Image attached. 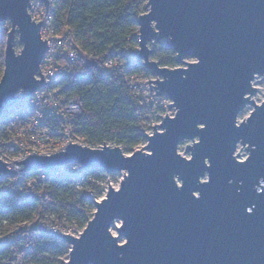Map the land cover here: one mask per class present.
I'll return each instance as SVG.
<instances>
[{
  "label": "water",
  "instance_id": "obj_1",
  "mask_svg": "<svg viewBox=\"0 0 264 264\" xmlns=\"http://www.w3.org/2000/svg\"><path fill=\"white\" fill-rule=\"evenodd\" d=\"M30 1L0 0V27L10 25L0 117L45 84L39 68L48 47L41 22L28 13ZM38 1L46 13L49 0ZM146 6L136 20L133 55L157 77L147 82L150 94L168 97L174 115L152 126L153 135L142 134L146 143L130 155L116 146L68 142L64 151L14 163L28 172L78 164L124 173L117 189L108 184L105 197L93 201L77 238L48 233L69 247L64 264H264V101L251 100L255 77L264 79V0H147ZM164 40L180 67L151 60L150 46ZM247 105L253 110L238 123ZM194 139L185 147L190 157H182L179 144ZM238 144L248 152L243 161L235 155ZM6 165L0 161L2 174L17 172Z\"/></svg>",
  "mask_w": 264,
  "mask_h": 264
},
{
  "label": "trees",
  "instance_id": "obj_2",
  "mask_svg": "<svg viewBox=\"0 0 264 264\" xmlns=\"http://www.w3.org/2000/svg\"><path fill=\"white\" fill-rule=\"evenodd\" d=\"M51 2L55 31L60 34L69 32L81 54L80 60L59 77L58 90L62 98L80 106L82 116L78 126L86 146L97 148L112 145L119 147L124 155L131 154L145 143L139 128L147 109L129 96L120 79L102 74L98 66L110 53L125 58L124 53L137 48L136 20L146 11L147 0ZM8 29L0 27V78ZM14 47L19 46L15 44ZM151 50V60L160 67L174 69L181 66L175 61L173 50L164 44L154 43ZM90 63H95L96 67ZM125 69L128 76H152L151 72H145L141 62H131L129 57L126 58ZM6 120L7 114L4 113L0 117V124ZM105 174L100 169L87 171L78 180L77 190L76 178H54L43 187L40 201H28L0 192V264L15 261L64 264L68 259L69 247L38 226L50 221L49 218L60 222L65 215L67 221L83 230L92 218L95 210L93 201L101 191L97 183ZM26 222L33 223L35 227L21 228Z\"/></svg>",
  "mask_w": 264,
  "mask_h": 264
},
{
  "label": "built area",
  "instance_id": "obj_3",
  "mask_svg": "<svg viewBox=\"0 0 264 264\" xmlns=\"http://www.w3.org/2000/svg\"><path fill=\"white\" fill-rule=\"evenodd\" d=\"M29 5L30 18L36 23L41 22L40 38L42 41H46L48 47L39 68L45 84L26 99L14 102L5 111L7 120L0 124V161L8 164L6 165L8 170L17 172L13 175L0 172V192L28 201H40L43 187L48 181L60 176L73 177L77 180L75 186V190H77L79 189L78 180L83 178L87 171L78 164H69L58 166L52 171L28 172L21 170L23 169L22 164L14 162L22 161L30 155L50 156L64 151L68 142L82 147L87 146L78 126L82 116L80 106L62 98L58 91L59 77L65 75L68 69L80 60L81 54L69 32L60 34L55 31L51 5L46 13L42 3L38 0H31ZM124 54L125 58H121L115 53L108 54L98 69L104 75L120 79L126 86L129 96L135 99L139 106L147 109V114L142 118L139 128L140 135L145 140V136L142 134L153 135L152 126L161 124L165 118V114L162 112L174 109L172 106H168L172 104L168 97L157 96L154 91H151L150 94V83H147L149 77L128 76L125 71L127 53ZM129 58L131 62L138 61L135 56ZM36 76L38 77V74ZM157 128L155 127V129ZM110 147L114 146L110 145ZM75 195L78 197L79 193L76 191ZM20 227L28 229L35 225L26 222ZM38 228L46 234L60 232L73 237H78L82 232L75 224L67 221L65 215L60 222L42 223ZM1 242L0 239V244ZM9 264L28 263L15 261Z\"/></svg>",
  "mask_w": 264,
  "mask_h": 264
},
{
  "label": "rangeland",
  "instance_id": "obj_4",
  "mask_svg": "<svg viewBox=\"0 0 264 264\" xmlns=\"http://www.w3.org/2000/svg\"><path fill=\"white\" fill-rule=\"evenodd\" d=\"M49 7H50V5L52 6V2H51V0H49ZM42 6H43V4H42ZM43 10L45 11V8H44V6H43ZM145 12L144 13H146L147 11H148V7L146 6L145 7ZM47 11V10H46ZM36 23V22H35ZM1 28L2 29H7V28H10V25H9V23L8 22H5L4 24H2L1 25ZM8 31H9V29H8ZM8 33V32H7ZM6 41V40H5ZM164 42H165V40L164 41H162V42H160L161 44H164ZM19 46V45H18ZM152 46L153 45H151L150 46V49H152ZM15 48V51L17 52V54L19 53V51L21 50V46H19V47H14ZM137 48H138V46H137ZM136 48V49H137ZM5 50V49H4ZM133 52H134V50H132V51H128L127 52V57H132L133 55ZM91 61V60H90ZM182 67H184V66H182ZM145 77H149V80L150 81H153V80H155V79H157V77L156 76H154L153 74H152V76H150V75H147V76H145ZM35 78L37 79V80H40V76L38 75V77L37 76H35ZM150 86H152V83H150ZM252 86L253 87H255L256 88V93H255V95L254 96H252L251 97V100L255 103V104H260L261 102H263L264 101V79L263 78H261V77H259V76H256L255 77V79H254V81L252 82ZM59 91V90H58ZM252 110H253V108H252V106H250V105H247L245 108H244V110L243 111H241L239 114H238V116H237V122L238 123H240L242 120L244 121L249 115H250V113L252 112ZM163 114H165V115H167V116H169V117H172L173 115H174V113H175V111L173 110V111H169V112H162ZM197 141V139H194L193 141L192 140H188V141H183V142H181L180 144H179V146H178V153L182 156V157H185V158H189L190 157V154L189 153H186L185 152V147H186V145H189V146H192V144L194 143V142H196ZM146 143V142H145ZM142 146H140V147H138L137 149H139V148H141ZM243 146H241V145H239L238 144V146H237V149H236V152H235V155L239 152V156H237V159L238 160H240V161H243V160H245L246 158H247V156H248V152H246V150L244 149V148H242ZM92 149H98V148H92ZM136 150V149H135ZM134 151V150H133ZM127 155H130V154H127ZM123 175H124V173H121V172H117V173H112V174H105L104 175V177L102 178V180H100V181H98V186L101 188V191H100V193H99V196L98 197H96L97 199H96V201H100L101 199H103L104 197H105V194H106V192H107V188H108V184H109V186L110 187H112V188H114V189H117L118 188V186H119V183H120V181L122 180V178H123ZM95 209V208H94ZM63 217V216H62ZM50 219V221H47V222H45V223H47V224H50V223H57V221H55L54 219H52V218H49ZM44 223V224H45ZM116 226H119V223L118 222H116ZM111 232H112V234L113 235H116V233H115V230L112 228L111 229ZM57 233H59V234H61L60 232H57ZM62 235H69V234H62ZM71 236V235H70ZM11 237H13V236H11ZM73 237V236H72ZM75 238H77V237H75ZM123 240H120L119 242L121 243ZM67 261V260H66ZM65 261V262H66ZM64 262V263H65Z\"/></svg>",
  "mask_w": 264,
  "mask_h": 264
},
{
  "label": "snow or ice",
  "instance_id": "obj_5",
  "mask_svg": "<svg viewBox=\"0 0 264 264\" xmlns=\"http://www.w3.org/2000/svg\"><path fill=\"white\" fill-rule=\"evenodd\" d=\"M252 210H253V209H251V208L248 209L249 212H252Z\"/></svg>",
  "mask_w": 264,
  "mask_h": 264
}]
</instances>
